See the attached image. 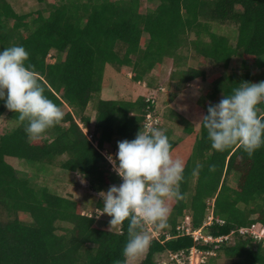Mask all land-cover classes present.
Here are the masks:
<instances>
[{
    "label": "trees",
    "instance_id": "obj_1",
    "mask_svg": "<svg viewBox=\"0 0 264 264\" xmlns=\"http://www.w3.org/2000/svg\"><path fill=\"white\" fill-rule=\"evenodd\" d=\"M146 1L154 7L142 12V0H38L49 4V15L40 12L26 21L27 15H19L7 0H0V48L23 45L29 52L27 63L34 66L45 94L71 109L41 138L31 139L24 131L26 121H19L17 114L0 102V118L7 112L16 122L0 135V264H114L116 259L125 260L122 250L128 238L127 220L110 229L101 226L96 217L82 214L87 205L40 187L33 182L37 174H20L5 159L23 160L38 173L58 164L83 175L93 191H106L111 184H118L99 149L115 137L133 139L140 128L143 130L150 103L144 97L136 101L98 98L95 129L85 133L91 124L85 111L107 84V65L131 67L132 80L139 82L165 57H173L176 69L171 79L181 88L205 78L203 70L187 66L190 56L226 69L233 57H238L243 71L226 75L214 91L228 94L242 80H264V0ZM227 24L237 29L235 46L229 37L213 31L214 26ZM145 35L148 39L144 42ZM52 50L60 58L48 63ZM259 107L264 117V103ZM170 143L172 151L175 143ZM64 156L67 159L62 160ZM197 164L201 167L193 174ZM234 175L236 186L229 184ZM180 191L183 199L176 200L166 223L173 238L164 235L151 241L140 264H157V254L194 246L193 238L178 236L176 227L189 210L192 228L199 229L207 218L209 200H214L215 218L225 223H215L207 228L208 233L225 236L255 223L264 225V146L251 156L239 145L217 151L201 125ZM101 207L99 200L96 208ZM20 214L30 216L31 221L22 220ZM221 254L234 259L233 264H264V243L237 234L221 244L218 257Z\"/></svg>",
    "mask_w": 264,
    "mask_h": 264
},
{
    "label": "clouds",
    "instance_id": "obj_2",
    "mask_svg": "<svg viewBox=\"0 0 264 264\" xmlns=\"http://www.w3.org/2000/svg\"><path fill=\"white\" fill-rule=\"evenodd\" d=\"M28 56L20 44L0 48V102L17 114L19 121H26L24 131L29 138L39 139L62 120L64 112L45 94L34 66L27 63ZM237 84L218 102L209 104L198 123L206 130L212 149L224 151L239 145L251 156L264 146V117L259 107L264 103V80ZM116 149L115 155L109 153L106 158L121 182L98 193L102 200L99 213L110 217L109 229L128 221V238L122 250L125 260L114 261L127 264L151 243L144 226H166L170 211L166 201L183 199L180 182L185 165L172 157L169 137L159 127L140 128L133 139L117 141ZM200 167L197 164L193 174ZM209 169L214 170V165Z\"/></svg>",
    "mask_w": 264,
    "mask_h": 264
},
{
    "label": "rangeland",
    "instance_id": "obj_3",
    "mask_svg": "<svg viewBox=\"0 0 264 264\" xmlns=\"http://www.w3.org/2000/svg\"><path fill=\"white\" fill-rule=\"evenodd\" d=\"M7 1L12 6V8L14 9V11L16 13H18L19 15H27L26 21H32L33 19H35L38 16V13H40V12H42L44 16L49 15L50 7H49L48 3H46V4L39 3L38 0H7ZM53 2H54V0H49V3H53ZM152 7H154V5L148 3L146 0H142V8H141L142 12H146L147 9H150ZM11 24H12V21H11ZM236 30L237 29L233 24L220 25V26L218 25V27L214 26V28H213V31L215 33L229 37L230 42L233 46H235V44H236V36H237ZM147 39H148V35H145L144 42L147 41ZM204 39L208 40L209 38L207 36H204ZM120 51L123 52L124 49L122 48ZM183 51L185 54L188 53L187 49H184ZM59 58H60V55H58V53L55 50H52L47 57V62L48 63H55L56 60H58ZM166 58H169L170 60H168V62L164 64V68L162 69V71L160 73V77H158L157 80H155L156 89L154 91H158V90L160 91V88H162L163 85L167 86L168 84L171 83V74L176 69V63H175L176 61L174 60L173 57H165L164 60ZM191 58L192 59H190V60L188 59V62H189L188 66H190V67L192 66V68L196 69L197 67H199V65L197 64V62L199 60L197 58H194V57H191ZM248 61L251 63V62H253V59L248 58ZM206 62H208V61H206ZM241 64H242L241 58H238V57L234 58L233 57L231 64H230L228 69L224 68L222 65H218V64L213 63V61H211V60L209 61V64H205L203 66L208 70L207 71L208 72V81L210 82V84L212 83L213 87H218L226 75L233 74L235 72L241 73L243 71L241 68ZM182 67L183 68H181V67L180 68L181 69L187 68L185 66H182ZM108 73H109V78H108ZM205 75H206V72H205ZM124 77H126V78H124ZM132 77H133V73H132L131 67H129V66L124 65L122 68L117 69L113 66L107 65V84L110 83V79H111L110 84H112L111 86L113 88H116L118 90L123 89V88L129 89L128 95H132V93L130 92V89L134 90L133 88H135V87L133 86V84H137L138 89L147 88L146 84L143 83L145 81H142V83H139V82L131 80ZM152 83H154V80L152 81ZM154 91H151V92H154ZM211 92L213 94L212 96L215 98L213 99V97L211 96L209 98L210 101L217 100L216 102H218L222 97V91L216 92V91L212 90ZM100 94H101V96H100ZM100 94L98 96H96V95L94 96V99L92 100V102L89 104L88 108L85 111L86 115H88L91 119H92V117L96 118L97 99L98 98L106 99V97L108 96L105 94L104 91H102V93H100ZM154 94L155 93H148L147 94L148 96H146L145 98H146V100L152 99L155 101L154 112H155V115L159 118V125L157 127L162 128V121L160 118L162 117L163 114L160 110H159L160 111L159 112L157 109V102H156L157 96ZM140 97L141 96L135 97L133 94L132 99L131 100L129 99L128 101H136ZM118 100H120V99H118ZM61 108H62L64 114L68 110L71 111V109L69 107H68L69 108L68 109L66 107V105H63ZM206 110H207V107H206ZM94 113H95V115H94ZM146 115H147V113L144 115V119H146ZM75 120L79 123V120L77 117H75ZM15 124H16V122L11 121L9 119V117L7 116V112H6L0 118V135L6 133L11 128L15 127ZM80 127H82V124L80 125ZM195 128H196L197 134L199 136L201 128L198 129L196 127V125H195ZM180 129L184 130L183 127H177V130L180 132V134L177 133V135H179V136L181 135V137H183V135H182L183 130L180 131ZM85 130H84L85 133L87 132L88 134H90V127L87 129V131H85ZM173 140H177L176 135L173 137ZM117 141H119V140L118 139H116V141L113 140L112 144H110V146H105V147L108 150H111L113 148V146H114V148H116L117 147ZM179 142H180V144H179ZM179 142H178L177 148L175 149L174 152L171 153V155L174 159L175 158L181 159L184 162V165H186L187 161L189 160V158L193 154V150L195 148L196 137L195 138L194 137L187 138V139H185V141L179 140ZM109 147H111V148H109ZM110 152H113V151H110ZM5 159L18 172H20V174H23V173H29L30 175L37 174L36 175L37 177L34 178L33 182H35V184L39 185L40 187H47L54 194L64 196V197H68V198H73L76 201L87 205V209L83 212H86L88 214L89 213L95 214V208L97 205V201H99V200L102 201L101 197L98 195L99 191H93L91 188V183L89 182V180H87L83 175H81L79 173L69 172V171L63 170V169H61V167L58 166V164L50 167L46 172L38 173L32 167L27 165L23 160H20L18 158H13V157H6ZM61 159L62 160L67 159V156L62 157ZM110 174H113L111 170H110ZM119 183L120 182H118V184ZM236 183H237L236 176L235 175L231 176L229 178V184H231L232 186H236ZM118 184L116 183V185H118ZM209 201L211 203L213 200H209ZM175 202H176V200L166 201V203L170 209L167 220L171 216ZM189 213H190V211L187 210V215H190ZM208 213H209V210H208ZM20 218L24 221H28V222L31 221L30 216H28L26 214H24V215L20 214ZM109 220H110V217L107 214H103L97 219V224H99L101 226L109 225ZM60 226L67 227L66 224H61ZM169 228L170 227H167V226H164V227L155 226V228H154L155 234H157L159 236L162 232H169ZM152 239L153 238L151 237V241H152ZM148 249H149V247L143 253H141L140 255L135 257L134 259L129 260L127 262V264H140L144 260V258L146 257ZM155 260H156V263H158V264H162L163 262H165L167 264H174L171 262L168 252H164L162 254H157L155 257ZM233 263H234V259L226 258L223 254H221L220 257H218L217 259H215L213 261V264H233Z\"/></svg>",
    "mask_w": 264,
    "mask_h": 264
},
{
    "label": "crops",
    "instance_id": "obj_4",
    "mask_svg": "<svg viewBox=\"0 0 264 264\" xmlns=\"http://www.w3.org/2000/svg\"><path fill=\"white\" fill-rule=\"evenodd\" d=\"M188 59L189 60L192 59L191 56ZM188 59L186 61L187 66L189 65ZM202 59L203 58L198 59L199 61L197 62V64L199 65V67H197L196 69H200L206 72L204 79L197 78L192 82H189L186 85L182 86L181 88L177 87V83L171 79L170 84H168L167 86L163 85L162 88L159 87L160 91L159 90L154 91L156 89L155 80H157V78L160 77V73L164 68V64L167 63L168 60H170L169 58H166L162 62V64L154 68L152 72L144 78L145 82L143 83L146 84L147 88L138 89L137 84H133V86L136 89L135 88H133L134 90L130 89V92L132 93V95L134 94L135 97L143 96L145 98L146 96H148L147 95L148 93H155L154 95L157 96L156 99L157 109L158 111L160 110L163 114L162 117L160 118L162 121V129L165 130V133L168 135L170 142L175 143V147L173 148L171 153L174 152L175 149L177 148L179 140L185 141V139L187 138H191V137L195 138L198 136L195 125L198 129L201 128V124H199L198 122L201 116L206 113V107H208L209 104H211L212 102L210 101L209 98L213 95L211 91L214 90V87L213 84L212 83L210 84V82L208 81V72H207L208 70L203 66L205 64H209V61L206 62L207 60L205 59L202 60ZM108 78H109V73H108ZM153 80L154 83H152ZM110 83H111V79H110ZM110 83L106 84L102 88V91H104L105 94L108 95L106 99L102 97L103 98L102 100L120 99V100L128 101L129 99L130 100L132 99V95H128L129 89L123 88L118 90L116 88H113L111 86L112 84ZM139 83H142V81H139ZM102 91L100 93H102ZM95 122H96V118L92 117L91 124L89 126L91 133L95 129ZM177 127L184 128V130L180 129V131L183 130L182 132L183 137H181V135L180 136L177 135V133L180 134V132L177 130ZM191 130L192 132L190 134ZM85 131H87V129ZM175 135L177 140H173V137ZM116 139L123 140L121 138L115 137L114 140L116 141ZM110 144H112V142L105 143L104 146H110ZM116 148L114 149L117 150Z\"/></svg>",
    "mask_w": 264,
    "mask_h": 264
},
{
    "label": "built area",
    "instance_id": "obj_5",
    "mask_svg": "<svg viewBox=\"0 0 264 264\" xmlns=\"http://www.w3.org/2000/svg\"><path fill=\"white\" fill-rule=\"evenodd\" d=\"M147 103H150L146 107V119H144V129L150 127H157L159 125V118L155 115L154 108L151 105L155 106V101L152 99H147ZM91 139V135L88 136ZM97 146V143H95ZM113 151V152H110ZM99 152L106 158L107 154L111 153L115 155L117 150L112 148L108 150L107 148L103 150H99ZM106 161L108 159L106 158ZM110 165V170L112 173L119 179L121 182V178L113 171L111 163L108 161ZM209 205V213L207 215L206 220L203 225L199 229L192 228V220L190 215H185L184 218L178 223L176 227V231L178 236H190L193 238L194 246H192L188 250H182L176 253L168 252L170 256V260L174 264H213V261L218 258V250L221 248V244L227 241H230L233 236L239 235L244 238L250 237L255 239L258 242L264 243V225L261 223H255L250 226L241 227L232 231L229 235L225 236H215L211 233L207 232V228L213 226L215 223L219 225H224L225 221L221 219H216L214 216V200ZM85 216L96 217L97 219L103 215L99 213V208L95 209L94 213H82ZM99 216V217H98ZM155 225L147 224L144 226L145 231L150 234L153 240H160L162 236L165 235L166 239L173 238L171 233L162 232L159 236L155 234ZM158 264V263H157ZM162 264H167L163 262Z\"/></svg>",
    "mask_w": 264,
    "mask_h": 264
}]
</instances>
